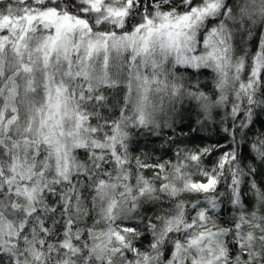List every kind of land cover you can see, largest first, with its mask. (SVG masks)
Wrapping results in <instances>:
<instances>
[{"label": "snow or ice", "instance_id": "1", "mask_svg": "<svg viewBox=\"0 0 264 264\" xmlns=\"http://www.w3.org/2000/svg\"><path fill=\"white\" fill-rule=\"evenodd\" d=\"M0 264H264V0H0Z\"/></svg>", "mask_w": 264, "mask_h": 264}, {"label": "trees", "instance_id": "2", "mask_svg": "<svg viewBox=\"0 0 264 264\" xmlns=\"http://www.w3.org/2000/svg\"><path fill=\"white\" fill-rule=\"evenodd\" d=\"M201 81H202V83H209V80L205 79L204 77L201 78ZM203 135H206V136L210 137V139L213 140V141L217 139V136L215 134V129L214 128H209V129L205 130L203 132ZM209 142H210L209 140H204V141L197 140L196 141V143L200 144L201 146H203V144H206V143H209Z\"/></svg>", "mask_w": 264, "mask_h": 264}]
</instances>
